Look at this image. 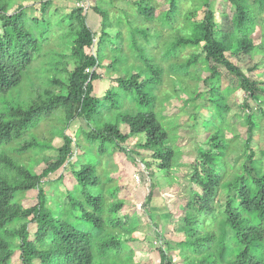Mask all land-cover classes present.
I'll list each match as a JSON object with an SVG mask.
<instances>
[{
	"label": "trees",
	"instance_id": "16d2710c",
	"mask_svg": "<svg viewBox=\"0 0 264 264\" xmlns=\"http://www.w3.org/2000/svg\"><path fill=\"white\" fill-rule=\"evenodd\" d=\"M228 2L236 9L230 32L220 31L209 0L203 6V19L191 25L190 35L172 42L165 55L171 57L181 47H202L209 65L206 82L210 83V90L197 97L207 98L211 105L203 121L209 131L208 142L206 147L199 148L189 178V186L195 190L190 191L186 206L180 208L181 225L177 231L183 240L176 246L165 241V246L159 247L161 264H172L169 254L177 249L183 255L181 264H264V150L258 155L251 147L255 132L261 127L256 112L264 116V86L263 81L253 80L226 55L253 50L250 35L255 32L256 19L252 9L255 5L259 11L264 10V0ZM50 4L51 1L46 2L43 12ZM86 7L66 15L77 20V27L69 31L76 39L68 55L74 63L68 83L53 81L64 91L38 95L25 102L11 95L21 86L35 57L41 55L48 35L39 32L40 25L50 26V22L43 20V16L30 18L27 6H17L10 12L7 1L0 0V264H11L16 252L21 264H132L131 255L122 258L119 253L124 248L121 236L131 235L134 224L118 217L124 202L116 198L120 187H105L112 179H103V158L109 155L110 148L131 160L139 158V153L125 145L130 138L143 136L139 148L151 152L167 182L172 179L177 150L169 144L170 134L154 110L155 91L163 77L162 65L138 50L136 71L117 78V86L107 91L103 99L94 95L95 83L101 78L97 70L102 68V50L110 43L105 32L108 13L97 2H88ZM137 10L148 21L154 20V7L149 0L139 2ZM170 11H177L176 0H170ZM90 14L101 18L99 36L88 22ZM197 60V55H192L182 63L172 64L171 70L187 74ZM116 62L115 58L110 66L113 68ZM221 68L235 77L237 87L246 95L243 109L247 137L241 147L245 160L235 166L225 159L231 144L223 128L229 111L227 97L234 88H219ZM254 69L264 70V63ZM128 100L141 110L131 114L130 108L122 109ZM104 112L114 114L113 119L104 122ZM57 114L63 115L67 127L75 119L84 121L86 128L80 130L83 138L79 132L75 137L67 134L65 127L60 133L63 145L57 149L56 157L44 159L46 168L38 174L20 157L25 152L40 154L53 149L50 142L38 139L31 130ZM121 125L128 133L122 132ZM76 149L81 154L74 156ZM67 168L75 185L61 193L58 187L63 175L54 180L50 175ZM50 184L55 190L47 192L45 187ZM30 191H36V203L24 207L19 198ZM107 197L114 201L106 206ZM82 223H88L90 229L82 228Z\"/></svg>",
	"mask_w": 264,
	"mask_h": 264
},
{
	"label": "rangeland",
	"instance_id": "374dc122",
	"mask_svg": "<svg viewBox=\"0 0 264 264\" xmlns=\"http://www.w3.org/2000/svg\"><path fill=\"white\" fill-rule=\"evenodd\" d=\"M6 1L10 12L14 11L17 6H27L30 8L28 11L30 18L43 16V20L50 22V26L40 25L39 32L48 35L47 42L43 46L41 55L35 57L21 86L12 92L11 96L14 99L28 102L36 99L38 95L45 96L49 93L64 91L53 81L59 79L63 84L68 83V75L74 68V63L68 55L76 39L74 35H70L69 31L77 27V20H71L66 15L78 7L86 9L88 2L93 4L97 2L107 11L109 26L105 32L110 37V43L102 50V68L97 70L101 78L95 83L94 95L103 99L107 91L117 86V78H124L127 72L136 71L138 66L135 63H138V60L135 56L138 50L143 51L147 59L153 62L158 61L162 65L163 77L155 91L154 110L158 112L163 125L170 134L169 144L172 143L177 150L171 169V181L167 182L158 171L151 152L139 148L138 144L144 142L143 136L132 137L125 145L128 150L139 153V158L131 160L116 148H110L109 155L102 161L103 179H112V182L106 184L105 187H120L116 198L122 200L124 205L118 217L125 221L128 219L127 224H134V231L131 235L121 234L124 248L119 254L122 258L124 255H131L132 264H161L159 247H164L165 241H170L176 246V243L183 240V235L177 231L178 226L181 225L180 208L186 206L190 199V191L195 190L194 186H189V178L194 162L198 159L199 148L206 147L208 142L206 134L209 131L203 126V121L208 116V106L211 105L206 101L207 98L197 97L198 94L208 93L210 90V83L206 82L210 75L209 65L204 59L205 53L202 47H181L175 55L171 57L165 55L171 50L172 42L180 36L190 35L191 25L203 19L205 12L203 6L209 0H176L177 11L174 13L171 11L168 13L170 0H149L154 7L155 18L152 21H148L137 12L138 3L142 0ZM47 1H51V4L43 12L42 8L46 6ZM210 3L220 31L230 32L233 28L231 18L236 13L235 7L228 0H210ZM79 4H83V7ZM252 10L256 19L255 32L250 35L253 40V50L240 54L228 52L226 55L253 80L263 81L264 86V70L254 69L256 65L264 63V10L259 11L255 5ZM169 14L171 15L167 20ZM88 22L99 36L102 27L101 18L90 14ZM142 28H145L148 33L139 31ZM94 52H96V47ZM192 55H197L198 60L187 74H177L171 70L172 64L182 63ZM115 58L117 62L112 68L110 64ZM221 72L219 88L221 90L226 86L234 88V92L227 97L229 111L226 114V123L223 128L225 137L231 144L225 159L235 166L245 160L241 147L247 137L243 109V100L246 95L237 87L234 76L226 73L223 68ZM252 106L256 108L253 102ZM123 108L124 110L130 108L129 113L131 114L141 110L136 103L129 100L124 102ZM256 114H258L261 127L256 130L251 147L260 155V152L264 150V116L259 112ZM113 117L114 114L104 112L103 121L111 120ZM65 127L67 124L62 114L40 122L31 130V133L40 140L50 142L53 149L45 150L40 154L25 152L21 155L20 161L32 166L36 173L41 174L46 168L45 160L56 157L57 149L63 145L60 133ZM85 128L84 121L75 119L68 125L66 133L75 137L78 132H81L80 130ZM120 128L122 132L128 133L124 125ZM80 138H83L82 133H80ZM26 139L30 140L29 137ZM20 143L22 145L24 141L21 140ZM73 152L74 156L81 154V151L77 149ZM143 162L150 163L152 167L147 168ZM67 170L68 168L50 175L52 180L60 174L63 175L64 179L58 187L61 193H65L66 189H71L75 185V180ZM52 187L53 184H50L45 189L47 192H52L55 190ZM36 195V191L27 192L19 198L20 203L24 207H30L36 203ZM113 201L114 199L107 197L106 206ZM51 206L54 207V202H51ZM106 210L108 212V207ZM75 224L78 223L75 222ZM80 226L86 230L90 229L88 223H82ZM159 236L161 240L158 239ZM125 238L131 239L125 242L123 241ZM169 255L172 264H181L180 257L183 255L180 254V250H171ZM11 264H21L18 252L12 257Z\"/></svg>",
	"mask_w": 264,
	"mask_h": 264
},
{
	"label": "built area",
	"instance_id": "2783aa9c",
	"mask_svg": "<svg viewBox=\"0 0 264 264\" xmlns=\"http://www.w3.org/2000/svg\"><path fill=\"white\" fill-rule=\"evenodd\" d=\"M79 6L83 7V4H79Z\"/></svg>",
	"mask_w": 264,
	"mask_h": 264
}]
</instances>
